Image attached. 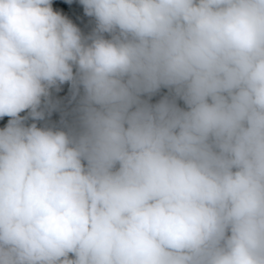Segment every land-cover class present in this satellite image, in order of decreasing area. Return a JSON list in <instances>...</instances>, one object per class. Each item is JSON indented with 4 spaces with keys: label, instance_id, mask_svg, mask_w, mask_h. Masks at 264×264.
<instances>
[{
    "label": "clouds",
    "instance_id": "clouds-1",
    "mask_svg": "<svg viewBox=\"0 0 264 264\" xmlns=\"http://www.w3.org/2000/svg\"><path fill=\"white\" fill-rule=\"evenodd\" d=\"M80 3L0 0V264H264V0Z\"/></svg>",
    "mask_w": 264,
    "mask_h": 264
},
{
    "label": "trees",
    "instance_id": "trees-1",
    "mask_svg": "<svg viewBox=\"0 0 264 264\" xmlns=\"http://www.w3.org/2000/svg\"><path fill=\"white\" fill-rule=\"evenodd\" d=\"M72 8L73 12H77V28L80 30L82 38L85 39L86 43H91V40L88 39L94 33L96 28V21L94 17L87 16L84 11V6L80 3V0H52V8L54 11L60 13L63 16V13L67 8ZM80 26V27H79ZM105 39H111V35L104 33ZM61 85L53 86L49 89V92H58ZM172 93H170L168 88L161 87V89L155 93V97L150 98L148 103L156 104L162 98L168 97L170 100L173 99ZM175 103L181 109L187 110V105L179 97H175ZM45 115L42 120H34L29 116V110H25L20 113L21 117H28L25 120L26 125H31L36 123L37 127H51L54 130H64V131H78L79 130V107L75 105H69L66 103L64 106L55 96L49 95L47 98V103H45L44 98H42L41 109ZM10 117L0 118V129H3Z\"/></svg>",
    "mask_w": 264,
    "mask_h": 264
}]
</instances>
